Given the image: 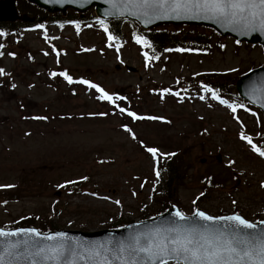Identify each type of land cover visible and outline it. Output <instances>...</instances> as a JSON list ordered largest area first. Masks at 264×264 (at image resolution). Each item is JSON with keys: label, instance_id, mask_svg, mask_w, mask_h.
Segmentation results:
<instances>
[{"label": "rangeland", "instance_id": "obj_1", "mask_svg": "<svg viewBox=\"0 0 264 264\" xmlns=\"http://www.w3.org/2000/svg\"><path fill=\"white\" fill-rule=\"evenodd\" d=\"M121 28L120 42L94 23L0 36V185H12L0 190H20L0 201V227L29 216L36 226L51 220L56 229H109L170 203L184 213L201 208L264 219V157L240 139L260 145L263 116L256 107L233 113L197 83L201 75L215 78L230 104L245 106L230 82L264 64L262 47L184 26L208 46L150 55L146 66L143 47L126 38L129 24ZM60 72L95 83L113 103L88 85L69 84ZM129 111L162 119L134 120ZM146 147L158 149L160 163L167 159L162 154L175 153L168 159L178 176L173 199L155 194L157 160Z\"/></svg>", "mask_w": 264, "mask_h": 264}, {"label": "snow or ice", "instance_id": "obj_2", "mask_svg": "<svg viewBox=\"0 0 264 264\" xmlns=\"http://www.w3.org/2000/svg\"><path fill=\"white\" fill-rule=\"evenodd\" d=\"M105 3L109 5V8L105 9L106 16L113 14L123 16L127 13L145 24L159 19H204L229 27L240 35H249L253 32L264 34V0H105ZM97 22L105 32H109L103 19H98ZM36 27L43 28V25ZM3 35L5 34L0 31V36ZM108 39L114 40L116 37L109 34ZM133 39L142 46L152 47L151 42L142 35L133 33ZM220 47L223 48L224 45ZM176 51H187V49H176ZM8 55L15 54L8 53ZM144 55L147 66L148 53L145 52ZM152 58L155 59V55ZM4 74V70L0 69V75ZM50 75L55 76L57 73L52 72ZM58 75L69 84L78 82L96 89L101 93L98 99L109 103L114 101L113 95H109L95 83L87 80L73 81L66 72H60ZM201 90L210 93L212 99H218L220 104L226 105L233 113L236 112L237 107H244L242 104H230L228 100L220 98L217 90H213L208 85L202 84ZM169 91L167 88L163 89V92ZM260 91L264 93V86ZM199 98L205 99L203 95ZM115 99L123 100L124 97L115 96ZM261 107H264V103ZM119 111L124 112L125 109L120 108ZM127 114L134 120L162 119L152 116L139 117L130 111ZM37 118L45 119V117ZM125 130L130 131L126 126ZM240 139L246 141L254 152L264 157V150L257 147L250 137L241 135ZM145 150L154 159L156 158L157 148L146 147ZM162 155L173 156L175 153ZM228 163L231 164L232 161ZM156 176L159 178V171H156ZM68 183L73 182L68 181ZM0 187H12V185H0ZM261 187H264V181L261 182ZM200 195L203 196L204 193ZM193 203L195 204V201ZM233 203L235 204V201ZM173 209L171 217L161 225L130 232L125 239L116 241L111 247L108 242L78 241L63 231L42 234L36 228L16 227L11 230L0 228V238H4L0 240L2 246L0 264H12L10 258L24 259L29 261V264H170V262L171 264H264V220L252 222L238 213L212 216L198 208L194 209L191 215H186L176 209L175 205ZM10 237L18 239H8ZM34 237H43V239H33Z\"/></svg>", "mask_w": 264, "mask_h": 264}, {"label": "water", "instance_id": "obj_3", "mask_svg": "<svg viewBox=\"0 0 264 264\" xmlns=\"http://www.w3.org/2000/svg\"><path fill=\"white\" fill-rule=\"evenodd\" d=\"M37 5L45 8L49 12H53L56 10L64 11L65 8L71 7L79 11H83L90 6L95 7V11L98 16L103 18H119V17H127L137 21L143 28H148L153 25H157L160 23H172V24H180V23H189V24H203L212 26L222 35H231L234 36L237 40H245L247 42L255 43L259 42L262 44L264 48V34L260 32H253L249 35H240L238 32H234L231 28L221 25L219 23H215L212 20H204V19H159L153 20L151 23H141L135 17L127 15L125 13L123 16H119L117 14L113 15H105V9L109 8V5L105 3V0H30ZM15 9L13 0H1L0 1V19H14L15 18ZM264 86V66L253 69L251 72L244 74L241 76L236 82L235 87L239 94L249 100L251 103L258 105L263 113L264 107H261V104L264 103V93L260 91L261 87ZM255 89V95H253V90ZM177 209V208H176ZM174 211L173 206H170L164 213L161 215L155 216L153 218L143 220L140 222H133L125 227L118 230H102L98 232H79V231H63L66 232L70 237L74 238L78 241L84 242H108L109 247H111L116 241L125 239L130 232H134L139 229H143L145 227H154L161 225L163 221L169 219L171 217L172 212ZM7 230V229H6ZM11 230V229H9ZM58 232V231H57ZM54 232H46L42 234H51ZM4 238H0L3 240ZM8 239L15 240L17 237H10ZM19 239H23V237H19ZM33 239H43V237H34ZM2 249V246H0ZM12 260V264H29V261L24 259H14Z\"/></svg>", "mask_w": 264, "mask_h": 264}, {"label": "trees", "instance_id": "obj_4", "mask_svg": "<svg viewBox=\"0 0 264 264\" xmlns=\"http://www.w3.org/2000/svg\"><path fill=\"white\" fill-rule=\"evenodd\" d=\"M62 18L71 19V18H79V16L75 13H71L70 15H67L65 17H62L60 14H56V15L49 16V21L59 22V20L60 19L62 20ZM0 26H2L5 29H10L11 27H13V24L0 22ZM114 28L116 31H119L118 26L114 25ZM133 33L142 35L148 41L151 42L152 47L148 48L151 54H157L164 49H174V47H178V46H181V47H185L188 45L200 46L202 42L204 41V38L203 39L200 38V36L202 35L196 36L192 34L191 32H187V31L184 32V28L182 27H173L170 30H167L165 28H156V29L149 30V31H144V30H141L139 27H136ZM168 171L169 172H168L167 177L162 182V185L164 188L163 193L165 194L166 197L172 198V188L174 184V179L178 178V176L171 168ZM17 194H18L17 192L13 193L12 197H15Z\"/></svg>", "mask_w": 264, "mask_h": 264}]
</instances>
